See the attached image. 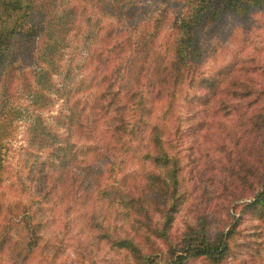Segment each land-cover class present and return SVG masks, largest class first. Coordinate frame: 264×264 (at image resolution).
Wrapping results in <instances>:
<instances>
[{
  "label": "rangeland",
  "instance_id": "1",
  "mask_svg": "<svg viewBox=\"0 0 264 264\" xmlns=\"http://www.w3.org/2000/svg\"><path fill=\"white\" fill-rule=\"evenodd\" d=\"M209 1L200 2V5L197 0H132L130 3L139 12L135 19V22L139 20L136 22L138 30L155 28L154 40L158 47L170 40L167 36L171 33L174 16L189 7L201 11L199 15L210 11L202 20L205 29L198 35L199 50L194 54L197 63L194 70L201 77H207L235 66V75L245 85V90L260 92V98L253 101L246 96L240 103L227 102L228 110L215 105L218 113L210 116L206 110L202 118L201 102L192 104L193 98L201 96L202 86L183 88L184 96L175 98L167 111L168 117L160 123H166L163 140L170 158L168 165L161 166L147 160L142 166L137 159L132 166L129 158L125 166H115L120 172H115L114 177L119 182L122 169H139L129 174H136L135 183L141 189L146 182L141 176L143 171L163 177L175 171L177 197L181 204L178 205L179 212L172 215L173 245H177L188 228H192L207 240L220 241L222 237L228 247L222 264H264V211H252L246 206L253 200V193L262 191L264 181V0H243L237 4L236 12L225 9L221 0ZM26 3L35 6L33 21L41 29L38 36L33 37L36 53L30 67L42 69L48 81L59 89L72 90L74 84L81 80L77 67L88 55L87 47L93 42V36L113 38L108 47L96 46L100 48L99 53L110 56L111 45L122 39H119L122 37L119 27L131 21L120 22L116 17L117 12L113 11L119 4L118 0H0V30L4 32L12 25L15 14L11 5L17 4L23 13ZM130 3L126 0V4ZM189 14L192 15L191 12ZM20 27V31L28 32L25 24ZM14 37L16 39V35ZM13 41L8 38V43L0 44V76L9 69L6 58ZM20 65L16 63L14 66ZM71 71L76 74L75 78L66 80ZM22 84L23 75L18 74L12 87L13 94ZM35 85L42 95L35 109L42 111L45 118L61 111L63 103L57 94L38 84L37 80ZM79 93L73 100H83L85 92ZM3 94L4 80H1L0 110ZM47 98L53 103L50 104ZM168 101L164 100L162 105ZM11 102L17 103L13 98ZM27 103L22 99L16 105L27 106ZM199 119L211 120V128L201 127L197 123ZM196 124L201 128L194 134L191 131ZM53 129L51 134L56 135V141L46 139L39 144L32 132V123L21 120L14 123L11 135L5 138L10 140L6 141L7 151L2 150L0 158L8 173L0 185V202L5 204L12 199V185L18 188L17 197L32 204L35 215L27 217H31V223L39 227L40 240L35 246L33 243L31 247L29 245L28 249L26 216L19 215L10 221L11 215L1 214L0 264H138L137 255L117 244L126 238L133 239L139 249V259L150 258L151 264H165L163 258L169 248L151 232L161 225V215H122V205L115 199L118 192L113 190L116 187L110 190L111 197L98 195L96 190L97 196L91 197L87 193L88 182L78 190L70 175L66 180L60 177L55 184H48L42 193H38L37 188L35 190V177L43 174V164L47 167L58 164L55 160L50 164L46 158L50 151L45 149L50 147L47 140H50L52 148L63 146L61 142L69 133L63 128ZM133 154L137 156L135 151ZM33 167L35 173H32ZM71 171L73 174L74 170ZM105 180L104 174L101 185ZM20 183H25L26 187H19ZM133 183L129 181L128 186ZM84 194L88 199L82 200ZM160 201L155 199V203ZM153 207L158 205L153 204ZM7 237L13 241L1 246ZM190 243L198 245V241L192 240L175 246L177 257H183L182 264H212L205 256L190 257ZM27 249L30 252L22 261L21 256Z\"/></svg>",
  "mask_w": 264,
  "mask_h": 264
},
{
  "label": "trees",
  "instance_id": "2",
  "mask_svg": "<svg viewBox=\"0 0 264 264\" xmlns=\"http://www.w3.org/2000/svg\"><path fill=\"white\" fill-rule=\"evenodd\" d=\"M118 1L119 4L113 11L117 12L116 17L120 22L125 23L131 19L130 23L119 27V33L122 36H119V39H122L115 45H111L110 56H106L99 53L100 48L96 46L108 47L113 42V38L110 40V37L106 36L108 39L106 37L98 39L97 35L93 36V42L87 47L88 55L83 59L82 65L77 67L80 71L78 77L81 80L74 84L72 90L59 89L48 81V76L42 72V69L38 67L35 69L33 65L30 67L36 53L33 37L36 38L41 31L32 17L35 6L26 3V9L20 13L21 8L17 4L11 5L12 13L15 14L12 25L4 32L0 30V44L8 43V38L14 39L12 50L6 58L9 69L0 76V82L4 80V94L0 110V153L2 150L7 151L6 145L10 139L5 138L11 135L10 132L16 121L24 120L32 123V132L34 131L39 144L46 139L56 141L57 138H54L56 135L51 134L54 131L53 128H63L69 132L61 142L63 146L57 145L52 148L50 140H47L50 147L45 149L50 151L46 158L51 161L50 164H53L54 160L58 164L49 167L43 164V174L40 172L39 174L42 175L35 177L37 183L35 190L37 188L38 193L44 192L48 184H55L58 178L66 180L70 175L69 178L78 190L86 181L88 182L87 193L91 197L96 195L94 190L98 192V195L111 197L110 190L116 187L113 190L118 192L115 199L122 205V215H161V225L159 228H153L151 232L154 238L165 243L169 248L163 258L165 264L184 263L183 257L181 255L177 257V251L174 252L177 248L175 246L192 240L198 241V245L189 244L192 245L190 257L205 256L212 261V264H222L228 251L222 237L220 241L219 239L207 240L204 235H197L192 228H188L177 245H173L172 215L179 212L178 205L181 204L180 198L177 197L175 171L168 172L167 177L141 171V176L146 182L141 189H138L135 183L136 174L130 175L129 172L139 169L132 167L122 169L124 171L118 182L114 173L120 171L115 166H125L129 158H131L130 165L132 166L137 159L142 166L147 160L161 166L168 165L170 158L163 140L166 123H160L168 117L167 111L175 98L180 96L182 99L184 96L183 88L202 86L201 96L193 98L192 102L194 105L201 102L202 118L206 110L210 116L218 113L215 105H221L224 110H228L227 102L240 103L241 98L246 96L255 101L260 98V92L245 90V85L235 75L237 70L235 66L231 69L224 68L207 77H201L194 70L197 66L194 54L199 50L198 35L205 29L202 20L208 17L210 11L199 15L201 11L198 12L189 7L187 11L174 16L170 27L171 33L167 36L170 40L158 47L154 40L155 28L151 31L138 30L136 22L139 20L135 22V19L139 12L130 3L132 0H129L130 4H126V0ZM221 1L224 2L225 9L237 10L239 7L237 4L243 0ZM197 2L200 5V2L203 3L205 0H197ZM22 24L28 26V32L20 31ZM117 29L118 27L116 31ZM16 63L21 65L15 67ZM18 74L23 75V84L13 94L12 87ZM75 76L76 74L74 75L71 71L65 79L72 78L73 80ZM36 80L38 84L47 86L50 91L57 94L63 103L61 111L45 118L42 111L35 109L37 102L42 100V95L35 85ZM81 91L85 92L83 100L78 98L73 100L74 96ZM12 98L15 103L17 102L16 104L26 99L27 106L13 104ZM168 99L169 101L162 105L164 100ZM46 100L50 104L53 103L49 98ZM234 104L231 103V105ZM49 121H52V124L47 125ZM197 123L201 124V127L205 125L206 130H209L212 124L211 120L206 119H199ZM199 124H196L190 131L194 133L197 129L199 130L201 128ZM262 127L264 128V120ZM134 151L137 155L136 159ZM1 162L0 158V185H3V176L8 171ZM172 164L175 166V163ZM71 169L74 170L73 174ZM32 173H35L34 167ZM104 174L106 180L101 185V178ZM26 178L29 180L28 177ZM129 181L134 182L132 186H128ZM118 185L121 187L118 188ZM11 187L12 199L6 201L5 204L0 202V215H11L10 221L19 215L26 216L25 229L28 232L26 247L29 249V245L31 247L33 243L35 246L40 240V229L36 224L31 223L33 220L31 217H27L35 215L31 202H25L17 197L18 188L15 189L14 185ZM19 187H26L25 183L23 185L20 183ZM261 187L262 191L253 193L251 197L253 200L246 205L252 211H264V181ZM154 194L155 197H153ZM156 198L161 199L160 203H155ZM84 199H88L85 194L82 200ZM153 204L158 207H153ZM84 210L88 211L86 208ZM9 241L11 243L13 239L5 238L1 246ZM117 244L134 256L137 255L138 264H151L150 258L139 259V249L132 238L122 239ZM28 249L22 254V261L29 254Z\"/></svg>",
  "mask_w": 264,
  "mask_h": 264
}]
</instances>
